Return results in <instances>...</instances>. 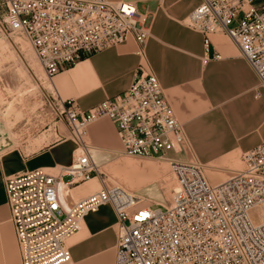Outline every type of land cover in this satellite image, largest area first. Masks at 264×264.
<instances>
[{
	"label": "built area",
	"instance_id": "2783aa9c",
	"mask_svg": "<svg viewBox=\"0 0 264 264\" xmlns=\"http://www.w3.org/2000/svg\"><path fill=\"white\" fill-rule=\"evenodd\" d=\"M7 27L24 34L49 79L78 60L132 38L143 57L149 37L146 15L133 1L0 0ZM208 36L226 34L238 47L264 90V0H200L184 20ZM259 96V91L255 92ZM75 147L70 163L24 170L3 180L9 219L20 264H65L68 240L82 219L109 205L117 238L112 264H264V141L244 151L242 167L223 181H207L203 165L175 156L185 143L182 123L157 76L135 70L127 89L87 110L60 100ZM110 119L122 143L121 154L166 161L176 186L169 202L143 203L119 185H108L90 156L91 123ZM98 177V190L68 204L66 187Z\"/></svg>",
	"mask_w": 264,
	"mask_h": 264
},
{
	"label": "crops",
	"instance_id": "0c3cea01",
	"mask_svg": "<svg viewBox=\"0 0 264 264\" xmlns=\"http://www.w3.org/2000/svg\"><path fill=\"white\" fill-rule=\"evenodd\" d=\"M122 1H133L151 25L145 56L135 53L136 44L129 39L83 57L53 76L51 86L60 100L72 99L79 109L87 110L127 89L135 70L142 66L144 71L150 69L157 76L184 126L185 143L176 157L180 158L179 153L184 158L225 157L248 150L264 140V90L259 88V97L254 98L257 77L241 57L237 45L224 33H212L208 36L209 52L210 55L218 53L219 58L210 57L203 62L202 33L183 24L200 0ZM45 132L50 139L43 142L41 135L35 137L32 144L35 146L40 140V145L30 153L25 151L31 146L27 142L0 152V263L5 252L18 260L4 178L24 170L66 165L71 161L75 143L68 130L49 127ZM87 137L93 147L90 156L96 165L97 155L112 157L122 149L115 124L108 118L88 125ZM109 162H114L117 173L127 168L132 170L118 157ZM99 187L98 177H92L66 190L63 188L62 192L64 200L70 204ZM115 221L109 205L87 214L68 240L70 261L65 264H112Z\"/></svg>",
	"mask_w": 264,
	"mask_h": 264
},
{
	"label": "rangeland",
	"instance_id": "374dc122",
	"mask_svg": "<svg viewBox=\"0 0 264 264\" xmlns=\"http://www.w3.org/2000/svg\"><path fill=\"white\" fill-rule=\"evenodd\" d=\"M183 24L185 25L184 21ZM147 25L149 37L146 41L145 53L147 42L151 37V25L150 23ZM148 71L153 72L150 69ZM51 80L45 74L24 34L12 31L7 27L4 9L0 6V142H7L0 152L12 145L27 142L31 146L27 147L25 151L30 153L40 145V140L36 141L35 146L32 144L35 143V137L41 135L43 142L50 139L45 135L47 134L45 130L49 127L51 129L55 127L57 130L59 128V131H62L63 128L67 129L65 123L63 125L64 114L61 113L60 99L51 86ZM258 89L257 81L255 92ZM254 98H257L255 93ZM243 152L219 158H184L182 153H179L178 156L182 160L200 162L203 165L207 181L216 184L242 167L241 155ZM117 157L126 161L125 164L132 170L123 169V173L114 171L116 167L113 166V163L116 161H109ZM95 161L105 175L108 185L121 186L143 200V203L166 205L176 186L170 165L164 160L117 153L112 157L97 155ZM134 162H138L140 165L133 164ZM143 182L145 185L142 184ZM250 216L253 221L259 222L264 218V210L261 207L254 208L250 212ZM19 259V252L17 262L9 252H5L0 264H20Z\"/></svg>",
	"mask_w": 264,
	"mask_h": 264
},
{
	"label": "bare ground",
	"instance_id": "6f19581e",
	"mask_svg": "<svg viewBox=\"0 0 264 264\" xmlns=\"http://www.w3.org/2000/svg\"><path fill=\"white\" fill-rule=\"evenodd\" d=\"M221 182V181H220ZM63 188L66 190L67 189V187L65 186V185H60V194H61V196L63 197V199L65 198L64 197V195H63V192H62V190H63Z\"/></svg>",
	"mask_w": 264,
	"mask_h": 264
},
{
	"label": "water",
	"instance_id": "95a60500",
	"mask_svg": "<svg viewBox=\"0 0 264 264\" xmlns=\"http://www.w3.org/2000/svg\"><path fill=\"white\" fill-rule=\"evenodd\" d=\"M6 145H7V142H5V143L4 142H0V149L4 148Z\"/></svg>",
	"mask_w": 264,
	"mask_h": 264
}]
</instances>
